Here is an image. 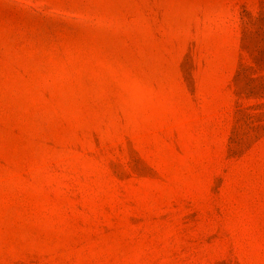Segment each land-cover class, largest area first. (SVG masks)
I'll use <instances>...</instances> for the list:
<instances>
[{
	"label": "rangeland",
	"instance_id": "1",
	"mask_svg": "<svg viewBox=\"0 0 264 264\" xmlns=\"http://www.w3.org/2000/svg\"><path fill=\"white\" fill-rule=\"evenodd\" d=\"M0 264H264V0H0Z\"/></svg>",
	"mask_w": 264,
	"mask_h": 264
}]
</instances>
